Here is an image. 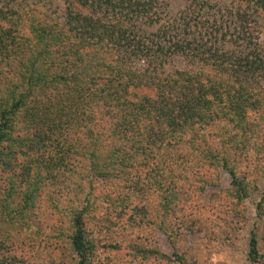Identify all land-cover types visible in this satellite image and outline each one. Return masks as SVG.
I'll list each match as a JSON object with an SVG mask.
<instances>
[{"label": "trees", "instance_id": "16d2710c", "mask_svg": "<svg viewBox=\"0 0 264 264\" xmlns=\"http://www.w3.org/2000/svg\"><path fill=\"white\" fill-rule=\"evenodd\" d=\"M77 1L81 7L87 4ZM89 2L90 13L75 9L63 23L46 17L35 5L0 7V210L10 221L15 219L13 224H23L29 238L25 222L45 209L41 200L46 193L61 220L58 235L67 238L74 264H120L112 254L121 248L127 263L167 262L169 256L157 250L149 235L129 237L123 245L98 238L88 219L96 204L85 196L77 203L53 191V173L61 171L74 190L86 183L89 192L99 181L103 195L117 198L110 212L106 208L104 228L125 216L130 227L147 229L153 210L160 214L156 226L166 231L165 216L183 211L187 202L181 182L189 180L185 174L192 167L201 184L211 182L213 168L227 173L228 187L220 190L224 200L241 201L248 195V168L264 169V92L257 85L234 87L226 79H215L211 73L219 71L216 49L200 52L205 56L196 57L202 65L194 73L185 68L159 72L153 83L160 86L159 98L135 91L141 81L150 82L153 77L147 71H156L161 63L137 72L116 55L123 46L131 48L125 49L129 54L148 55L135 32L141 19L156 20L157 0ZM256 3L264 6V0ZM92 7L109 18L106 23ZM116 12L127 18L114 17ZM159 24L158 35H164L168 24ZM191 40L166 46L154 42L153 50L159 57L179 50L186 58L185 49L196 41ZM225 51L228 55L220 56L232 55L234 70L243 67L244 73L253 74L264 66V56L255 47L243 55ZM161 142L183 174L167 164L165 155L162 161L154 157L152 146ZM130 180L159 195L152 210L140 202L129 204L130 196L115 185ZM263 205L264 189L256 203L258 215L264 213ZM9 238L10 232L0 237V264H23ZM256 242L251 232L247 258L264 262ZM261 242L264 247V234Z\"/></svg>", "mask_w": 264, "mask_h": 264}, {"label": "rangeland", "instance_id": "374dc122", "mask_svg": "<svg viewBox=\"0 0 264 264\" xmlns=\"http://www.w3.org/2000/svg\"><path fill=\"white\" fill-rule=\"evenodd\" d=\"M79 2L77 0H0V7L15 9L24 5H35L46 17L55 18L63 23L68 19L67 14L75 9L86 14L90 13L89 0L84 7H81ZM91 10H94L96 16L101 17L102 22L106 23L109 19L96 8L92 7ZM153 11L157 16L156 20L153 22L146 19L139 20L140 23L135 32L137 38L141 39L143 45L149 49L148 55L142 57L138 52L129 54L125 52V49L130 51L131 48L127 46L120 47V53H116V56L122 57L125 63L135 67L137 72L146 68L151 69L155 62L161 63L156 71V68L147 71L149 76L153 77L150 78V82H145L147 85H144L141 81L135 91L151 95L152 98H159L160 86L153 85L159 72L164 74L174 69L185 68L190 73H194L202 65L196 57L200 54L205 56L200 52L204 51L203 49H210V51L216 49L219 52V71L213 70L211 73L215 79H219V82L226 79L227 83L234 87L239 84L257 85L261 92H264V66L258 68L253 74L244 73L243 67L235 70L231 68L232 55L223 58L220 56V53L227 52L225 50H233V52L238 50L239 45L243 46L238 53L236 51L239 55L250 52L249 50L255 47L257 54L264 56V6L260 3L254 4V0H157ZM113 16L127 18L117 12ZM123 20L120 19L121 22ZM161 21L168 24L166 29H163L164 35H158L157 27ZM239 25L244 27L243 33L239 30ZM183 39L196 40L191 43L193 48L185 49L189 57L185 58V52L180 53L179 50L166 52L163 57H159L160 53L156 49L153 50L154 42L166 46L170 44V41L180 42ZM198 42H201L203 47L198 46ZM191 53L195 56H191ZM185 62H187L186 66H184ZM204 69L206 70L207 67ZM162 89L165 90L164 87ZM165 93L169 91L165 90ZM251 134L249 130V136ZM152 147L156 159L162 161L160 157L163 158L165 155L164 160L169 162L167 163L169 166L176 168L177 174L184 173L172 155L166 151L163 142L158 147L154 145ZM194 170L193 167L188 169L185 176H189V180L181 182L182 188L188 195L183 211H177L173 216L167 215L163 220L162 224L166 231L156 226L160 214L151 209L161 198L157 193L137 186L132 180L115 185L122 195L130 196L129 204L140 202L147 210H152L150 219L153 223L147 229L130 227L126 223L125 216L104 228L103 218L106 215V208L110 212L113 204L118 200L103 195L104 191L99 181L93 182L89 192L86 183L74 190L64 178L63 173L56 171L53 173L54 178L51 179V184L53 191H62L64 197L71 196L77 203L81 202L82 197L85 196L90 202L93 201L96 204L89 210L88 219H91V227L93 226L98 238L104 237L123 245L129 237L141 239L149 235L150 242L170 259L167 262L152 261L145 264H264L263 259L251 262L247 258L251 232L255 234L258 252L264 256V247L261 244V236L264 234V213L261 212V215H258L259 210L257 211L256 208V203L264 189V169L262 171V168H248L249 193L241 201L224 200L221 197L220 190L227 188L229 182L227 173L221 167L213 168L211 182L205 184L197 181ZM41 202L45 203V209L42 208L39 210L40 213L37 211V214H32L31 218L25 222L30 226L29 238L24 236L23 224H13L15 219L10 221L6 218L7 214L0 210V237L6 232H10V241L14 235L19 236L12 239L11 249L22 258L23 264H74L73 253L67 238L58 235L61 220L48 204L49 199L46 193ZM168 231L171 232L169 235ZM173 255H177L178 260H175ZM112 257L120 264H134L127 263L125 260L127 255L122 248L113 251Z\"/></svg>", "mask_w": 264, "mask_h": 264}]
</instances>
